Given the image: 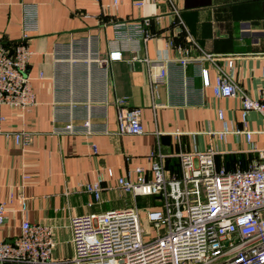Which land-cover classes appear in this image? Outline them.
Wrapping results in <instances>:
<instances>
[{"label":"crops","instance_id":"obj_1","mask_svg":"<svg viewBox=\"0 0 264 264\" xmlns=\"http://www.w3.org/2000/svg\"><path fill=\"white\" fill-rule=\"evenodd\" d=\"M119 1L114 9L113 0H0V40L10 49L22 37L25 6H36L38 11L28 67L37 105L26 117L0 107V116L7 119L0 123L4 131L0 134V203L9 209L0 243L19 237L25 219L45 225L55 242L48 264L73 257L74 217L132 205L133 197L117 190V180L151 175L153 151L167 155V170L177 176L183 152L214 148L218 166L229 171L247 169L258 159L243 134H230L226 142L218 136L225 129L220 111L231 129L244 130L240 100L216 98L211 88H204L193 65L183 74L179 63L173 62L179 59L178 48L190 46V40L207 53L236 56L235 80L257 99L264 87V0ZM139 2L144 5L136 6ZM145 19L151 23L149 40L133 24ZM118 22H130L122 37L115 33ZM70 50L88 56L98 51L103 57L122 51L123 58L109 63L106 77L96 65L58 66L56 53L65 55ZM162 64L168 65V78L155 86L150 72L157 73ZM185 83L193 86V93H184ZM119 98L142 111V135H119ZM89 116L96 129L91 138L62 132L70 122L82 126ZM248 122V130H264L259 114L252 113ZM22 130L33 134L30 146H18L9 136ZM253 144L264 148V135L256 134ZM108 170L113 178L107 176ZM100 177L104 178L103 202L90 206L94 198L85 193L84 185ZM21 197L27 198L26 213L17 203Z\"/></svg>","mask_w":264,"mask_h":264},{"label":"built area","instance_id":"obj_2","mask_svg":"<svg viewBox=\"0 0 264 264\" xmlns=\"http://www.w3.org/2000/svg\"><path fill=\"white\" fill-rule=\"evenodd\" d=\"M119 3L113 0L111 8H118ZM143 5L144 2L136 3L138 7ZM129 24H114L115 33L122 37V29ZM133 24L144 40L151 38L150 20ZM37 32V8L25 6L23 34L16 46L10 49L0 40V107H8L22 117L37 105L28 75L34 55L31 42ZM189 42L190 46L178 48L179 59L173 64L179 63L183 74L193 65L204 88H211L216 98L240 100L244 130L231 129L220 111L219 119L224 121L225 129L218 136L226 142L230 134H243L258 159L251 161L247 169L229 171L224 165L218 166V151L214 148L183 152L179 155L181 175L177 176L167 170V155L161 150L153 151L151 175L140 174L136 180L124 176L117 180V190L122 195L132 196L133 205L72 219L74 255L62 264H264V148L253 144L254 136L264 135V130H248L252 113L259 114L264 122V87L259 97L253 99L240 88L233 75L236 56L219 57L203 51L194 41ZM193 52L198 55L194 56ZM64 54L66 56L56 53L58 66L96 65L105 71L106 77L109 63L123 58L122 51H112L107 57L98 51L90 56L73 50ZM144 61L153 65L151 60ZM212 69L215 70L213 77ZM262 76L264 78V68ZM150 78L155 86L165 83L168 65L162 64L157 73L151 71ZM185 87L184 93L194 92L191 84L185 83ZM116 106L119 135H142V111L129 107L126 98L117 99ZM6 121V117L0 116V123ZM3 132L0 126V134ZM62 132L91 138L96 129L89 116L82 126L70 122ZM11 135L18 146H30L34 140L33 134L26 130ZM92 148L97 154L96 146ZM107 176L113 178V171L108 170ZM103 179L100 177L84 185L85 193L94 198L90 206L103 202ZM141 196L159 197L158 204L149 206L146 215L147 222L157 229V234L151 237H147L143 228V209L136 203ZM17 203L26 213L27 198L21 197ZM8 214L7 204L0 203V230ZM53 236L51 228L23 220L19 237L0 243V264L50 263L55 247Z\"/></svg>","mask_w":264,"mask_h":264},{"label":"rangeland","instance_id":"obj_3","mask_svg":"<svg viewBox=\"0 0 264 264\" xmlns=\"http://www.w3.org/2000/svg\"><path fill=\"white\" fill-rule=\"evenodd\" d=\"M158 200H159V197H142L141 196V197L137 198V202L136 203L138 204V206L140 208L143 209L142 221H143V228L146 231L147 237H151V236H154L155 234H157V229L154 228L151 224H149L147 222L146 215H147V212H148V207L157 205L158 204L157 203ZM131 203L133 205V202H131ZM130 206H128V207H130Z\"/></svg>","mask_w":264,"mask_h":264}]
</instances>
